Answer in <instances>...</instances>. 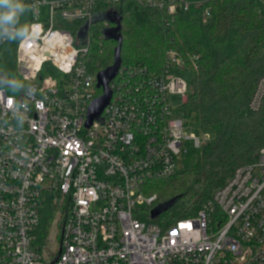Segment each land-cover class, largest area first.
Masks as SVG:
<instances>
[{"label":"built area","instance_id":"1","mask_svg":"<svg viewBox=\"0 0 264 264\" xmlns=\"http://www.w3.org/2000/svg\"><path fill=\"white\" fill-rule=\"evenodd\" d=\"M121 1L0 4V48L18 33L8 12L34 14L14 71L0 69V264H264V147L196 216L169 226L152 217L158 196L147 195L146 185L174 175L191 150L213 139L190 132L195 126L177 114L189 94L177 74L184 65L178 52H167L159 72L121 66L110 103L88 126L89 108L103 93L85 59L92 37L80 44L62 23H91L105 4ZM144 1L172 15L192 5ZM44 6L48 27L38 20ZM263 100L264 76L250 109L259 111ZM48 205L54 216L41 237Z\"/></svg>","mask_w":264,"mask_h":264},{"label":"trees","instance_id":"2","mask_svg":"<svg viewBox=\"0 0 264 264\" xmlns=\"http://www.w3.org/2000/svg\"><path fill=\"white\" fill-rule=\"evenodd\" d=\"M188 11L168 14L146 5L144 0H122L106 5V12L122 17L120 36L122 67L162 71L167 52L175 50L184 65L177 74L189 83L187 101L177 114L195 118V127L211 130L213 139L193 149L174 175L150 181L147 195H157L155 205L175 203L160 215L167 226L197 215L239 166L254 163L264 147V100L254 112L250 99L264 76V0H190ZM208 11L205 21V12ZM18 33L0 48V69L14 71L16 47L26 34L28 22L8 12ZM85 24L62 23L75 37ZM115 24L101 22L89 30L92 47L85 56L93 75L112 66L118 42L106 39ZM196 56L197 59H193ZM54 208L44 210L39 235L48 234Z\"/></svg>","mask_w":264,"mask_h":264},{"label":"water","instance_id":"3","mask_svg":"<svg viewBox=\"0 0 264 264\" xmlns=\"http://www.w3.org/2000/svg\"><path fill=\"white\" fill-rule=\"evenodd\" d=\"M101 22H108L115 24L113 28H109L105 31L106 39H113L118 42V46L115 50V60L112 66L103 70L97 75V87L102 89V95L96 98L89 108V120L88 126H90L94 120L99 119L104 109L110 103L112 98V91L109 87L110 82L118 75L119 70L122 66L121 51L123 46L122 37L119 34L121 30L122 17H120L116 12H106V13H97L94 15L91 23H86L78 35V41L80 44H83L89 37V30L91 25ZM176 200H173L171 203L160 205L155 208L152 212V217L157 218L163 212H165L169 207H171Z\"/></svg>","mask_w":264,"mask_h":264},{"label":"rangeland","instance_id":"4","mask_svg":"<svg viewBox=\"0 0 264 264\" xmlns=\"http://www.w3.org/2000/svg\"><path fill=\"white\" fill-rule=\"evenodd\" d=\"M33 19H34V14L31 10H28V9H26L20 15V20H22V21H32ZM48 19H49V9H48V7L44 6L40 9V15L38 16V20L41 21L42 23H45L46 27H48L47 22H46V21H48ZM170 100L175 107H178L182 104V98L180 96H170ZM188 123H189V125H194L196 123L195 118L192 117L191 119H188ZM190 132H193L198 136H200L202 134H210L211 136H213V133L211 130L201 131L198 127H195ZM139 209H148V207L147 206H141ZM49 238L50 239L55 238V231L54 230H52L50 232Z\"/></svg>","mask_w":264,"mask_h":264},{"label":"clouds","instance_id":"5","mask_svg":"<svg viewBox=\"0 0 264 264\" xmlns=\"http://www.w3.org/2000/svg\"><path fill=\"white\" fill-rule=\"evenodd\" d=\"M6 3V0H0V4ZM10 19V17H9Z\"/></svg>","mask_w":264,"mask_h":264}]
</instances>
